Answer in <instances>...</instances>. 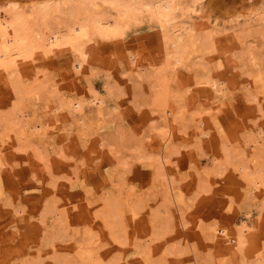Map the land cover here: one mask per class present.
<instances>
[{
	"label": "rangeland",
	"instance_id": "obj_1",
	"mask_svg": "<svg viewBox=\"0 0 264 264\" xmlns=\"http://www.w3.org/2000/svg\"><path fill=\"white\" fill-rule=\"evenodd\" d=\"M17 1L0 36V264H264V0H178L180 61L165 0H81L73 38L61 0Z\"/></svg>",
	"mask_w": 264,
	"mask_h": 264
},
{
	"label": "bare ground",
	"instance_id": "obj_2",
	"mask_svg": "<svg viewBox=\"0 0 264 264\" xmlns=\"http://www.w3.org/2000/svg\"><path fill=\"white\" fill-rule=\"evenodd\" d=\"M46 1H49V0H37V2L35 4L34 3H30L29 4V7H28L29 14H32V6H34V5L36 6L37 11H44V9L46 8V6L48 4ZM80 1L81 0H61V2L64 3V4H66V5H68L69 6V9H70V14H71L72 18H71V20L68 23V27L72 31L69 34L72 38L75 36V34L86 35V33H87V31H86V23L81 20ZM112 1L115 2V3H117V4H119V5H122L124 7L125 11L127 13H129V14H136V13L140 12L143 9V6L144 5H151V2L148 1V0H130L129 2H126L125 0H112ZM231 1H230V3L233 4L234 1L233 2H231ZM246 1H248V0H246ZM239 2L236 3V4H239V6L238 5L235 6L234 4H233V6L236 7V8H237V6L240 7L241 6L240 3L242 1L240 3ZM248 2H250V1H248ZM18 3L19 2L17 0H0V36H2L4 32L5 33H10L11 29L15 26V22H16L15 21V18H16V15L15 14H16V11L19 9V8H17ZM245 4L243 3V6ZM178 6H179V1L178 0H165L164 4L162 6H160L159 9H158V11H157L158 12V15L165 21L166 24H168L169 28L172 27L173 30L175 29L174 30V35L175 36L173 38H171V40L173 39L171 41L174 44L173 47H175V54H174L175 61H180L181 60V57H182V47H181V44H182V42L184 40L183 39L182 27H180L179 24H177V25L176 24H171V21L175 17V10L178 8ZM190 6H191V4H190ZM195 6H196V4L193 7H195ZM187 7H188V5H187ZM4 9H7L5 11H8V12H10L12 14V17H13L12 20H9L6 17V14L4 13ZM233 9L235 10V8H233ZM237 9H239V8H237ZM197 11L198 10L194 11V13L197 12ZM231 11H232V8H231ZM233 11H232V13L234 14ZM190 12H192V11H190ZM229 12H230V10H229ZM197 13H200V14H198L200 16L204 14L201 11L200 12H197ZM240 14H244V13L242 12ZM240 14L237 13L234 16L235 19L239 18V15ZM188 15H191V14H188ZM201 17H204V16H201ZM184 22H185V20H184ZM215 24L217 25L218 23L215 22ZM216 25H214L215 26L214 28L217 27ZM187 28L189 30V27L188 26H187ZM190 31H192V29H190ZM7 38H8L9 41H15V39H16L15 36H9ZM61 38H62L61 32L59 30L58 31L57 30H54V31L51 32V34L48 35V44L51 46L52 49H57V47L59 46V44H61V40H62ZM10 55H11V53H7L5 50H0V62H3L6 59H8ZM83 59H84V56L78 54L77 55V59H76L77 61L75 62L76 65H81V61ZM214 86H215L216 91H223V87L219 86L216 82L214 83ZM88 99H89V101H91V102H93L95 104H98V105H101L104 102L103 97L102 96H98V95H90L88 97ZM79 104L80 103L78 102V105ZM133 212H135V211L133 210ZM215 229L219 232L220 236H222L223 239H225L227 241H234L235 242V236L234 235H231V233L229 232V229L227 228V226L217 225L215 227ZM234 246L236 248V250H235L236 253L238 251H241L242 252L244 250L243 249V240L240 237H238L237 238V242L234 243ZM261 257H262V254H259L258 257H257V259H260ZM242 259H243V263H245L246 262L245 257L242 258ZM260 263L261 262H258V264H260Z\"/></svg>",
	"mask_w": 264,
	"mask_h": 264
}]
</instances>
